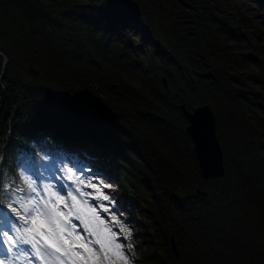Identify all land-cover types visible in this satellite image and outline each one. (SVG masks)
<instances>
[{
  "label": "trees",
  "instance_id": "1",
  "mask_svg": "<svg viewBox=\"0 0 264 264\" xmlns=\"http://www.w3.org/2000/svg\"><path fill=\"white\" fill-rule=\"evenodd\" d=\"M228 2L222 9L217 0H0V50L10 59L3 70L0 55L4 159L28 116L42 129L56 128V116L41 109L34 95L57 98L63 89L73 97L71 84L99 99L105 95L102 102L129 116L143 143L138 151L114 133L112 149L145 196L143 207L136 203L139 212L156 228L157 242L144 228L140 235L148 264H264V19L256 7L264 8V0ZM232 10L235 28L227 25ZM133 15L143 20L142 42L153 34L155 43L148 39L144 50L128 40L127 45L153 63V70L146 67L138 77L107 61L104 51L109 67L84 63L78 35L92 48L103 40L98 33L108 43L106 30L128 31ZM163 75L180 93L173 100ZM181 100L189 106L208 102L218 117L228 175L214 183L209 198L195 192L213 182L200 174L187 121L176 108ZM119 176L115 171L124 191ZM172 233L181 247L179 259L171 252Z\"/></svg>",
  "mask_w": 264,
  "mask_h": 264
},
{
  "label": "snow or ice",
  "instance_id": "2",
  "mask_svg": "<svg viewBox=\"0 0 264 264\" xmlns=\"http://www.w3.org/2000/svg\"><path fill=\"white\" fill-rule=\"evenodd\" d=\"M30 139L41 143L44 155L37 162L49 179H56L57 160L65 158L82 175L69 168L71 183L61 179L42 186L45 177L23 167L25 175L17 179L27 192L9 183L3 190L8 202L0 200V264H21L22 256L23 264H134L137 246L130 227L116 215L114 189L102 178L91 179L102 173L94 165L85 175L78 161L58 156L52 148L60 147L59 140L51 146L42 136Z\"/></svg>",
  "mask_w": 264,
  "mask_h": 264
},
{
  "label": "rangeland",
  "instance_id": "3",
  "mask_svg": "<svg viewBox=\"0 0 264 264\" xmlns=\"http://www.w3.org/2000/svg\"><path fill=\"white\" fill-rule=\"evenodd\" d=\"M230 0H217V4L218 6L222 7V9L230 6L231 4H229ZM249 2V1H248ZM250 3V2H249ZM256 7L258 8V14L259 16L264 19V8H260L259 7V4H256ZM246 17H249L250 14L247 13V14H244ZM134 19L137 20L139 23L137 22H134V20H130L131 21V26L129 28L128 31H122V30H118V29H109V30H106L110 40L109 42L107 43V41L104 40V33H98V37L99 38H103V40L101 41L100 44H97V43H93V48L90 49L91 51L93 52H96L98 54H100V56L102 58H105L106 55L103 53L106 52L107 53V56L109 57V62H113V64H116L118 66H121V67H125L129 72L137 75L138 77L144 75V71H146V67H150L152 70L155 68L154 64L153 63H149L147 61V58L146 57H143L142 54H133V50L132 48H130L128 45H127V41L128 40L129 42H131L133 44V47L136 48V47H139V46H143L142 50H144V48L147 49V45L149 40L153 43H155V40H154V36L153 34H151L149 36V38L147 39H143L144 42H142V40L139 38V36L142 35V31L139 30V28H142L143 25L140 24V22H142L143 20L137 16V15H133ZM142 16V15H141ZM236 16L233 15V17L230 16V19H235ZM253 21V20H252ZM138 24V25H137ZM112 24L110 23V26ZM109 26V27H110ZM249 30L252 31V27H248ZM247 30V29H246ZM133 36H136L137 38H132ZM251 37L253 38L254 36L251 34ZM125 39V40H121V39ZM149 39V40H148ZM136 41V43L134 42ZM147 44H146V43ZM77 43L78 45H81V46H84L86 44V39L80 35H78V40H77ZM107 43V44H106ZM106 44V46H104ZM109 44V46H108ZM95 46H99V50L102 51V53L99 51V50H96L94 47ZM81 51L84 50V48H81L80 49ZM96 57H99L98 55L94 54ZM8 62H10V59L8 60ZM133 83L137 84L136 81H134ZM77 91V90H76ZM38 96H40L39 94H37ZM205 105V104H204ZM212 110V109H211ZM213 112V110H212ZM214 113V112H213ZM215 115V113H214ZM60 118H63L62 116L59 117V120H61ZM215 119H216V123L214 125L215 127V137L219 139V133H218V117L216 118V115H215ZM62 121V120H61ZM79 123V125L83 126V125H86V126H89V123L90 121L86 118V117H83L82 119H78L77 120ZM71 122V125L72 126H75V121H69L66 126L68 128V124ZM122 123L124 124L125 128L127 129H130V130H134L131 126H129L128 124H126L124 121H122ZM69 129V128H68ZM71 130V129H69ZM68 131V130H67ZM66 131V135L68 136L69 135V131L67 132ZM96 136V134H95ZM98 139L101 140V137L99 134L96 136ZM186 137L189 138L190 142L191 139L190 137L186 134ZM104 140H110V138H103ZM136 139L139 141V143L141 144V139L140 137L136 134ZM142 146H143V143H142ZM222 146V158H223V163H225V156H223V145ZM193 149H194V146H193ZM226 152V151H225ZM124 166H120V168L122 169ZM125 168V167H124ZM227 169L224 168V171H226ZM139 169L136 168L134 170V172H138ZM141 207H143V203H141ZM141 209V208H140ZM140 209H138L137 211L139 212ZM246 217H249V214L246 216ZM247 256L246 254L244 255V259H246Z\"/></svg>",
  "mask_w": 264,
  "mask_h": 264
},
{
  "label": "water",
  "instance_id": "4",
  "mask_svg": "<svg viewBox=\"0 0 264 264\" xmlns=\"http://www.w3.org/2000/svg\"><path fill=\"white\" fill-rule=\"evenodd\" d=\"M184 109L190 120L188 132L192 135L196 143V151L199 156L200 164L207 178L223 175L222 149L218 139L215 137V115L208 105L198 106L192 111L185 109V105L180 106ZM105 112L108 117L113 114Z\"/></svg>",
  "mask_w": 264,
  "mask_h": 264
}]
</instances>
